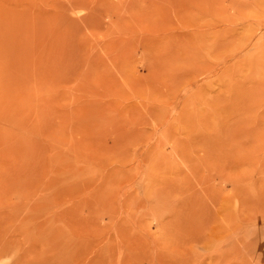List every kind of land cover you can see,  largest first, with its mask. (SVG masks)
I'll return each mask as SVG.
<instances>
[{"label":"rangeland","instance_id":"374dc122","mask_svg":"<svg viewBox=\"0 0 264 264\" xmlns=\"http://www.w3.org/2000/svg\"><path fill=\"white\" fill-rule=\"evenodd\" d=\"M0 264H264V0H0Z\"/></svg>","mask_w":264,"mask_h":264}]
</instances>
